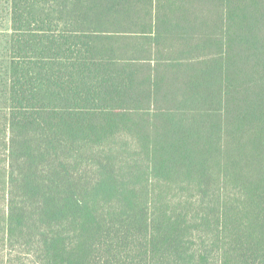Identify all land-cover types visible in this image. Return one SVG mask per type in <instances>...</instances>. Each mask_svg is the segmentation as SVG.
I'll return each instance as SVG.
<instances>
[{
  "label": "trees",
  "instance_id": "1",
  "mask_svg": "<svg viewBox=\"0 0 264 264\" xmlns=\"http://www.w3.org/2000/svg\"><path fill=\"white\" fill-rule=\"evenodd\" d=\"M0 264H264V0H0Z\"/></svg>",
  "mask_w": 264,
  "mask_h": 264
}]
</instances>
